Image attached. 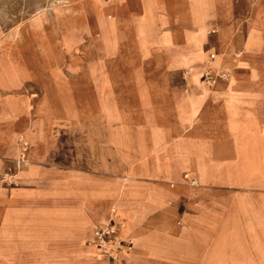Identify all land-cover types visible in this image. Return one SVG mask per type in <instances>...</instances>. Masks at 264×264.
Returning <instances> with one entry per match:
<instances>
[{
  "label": "crops",
  "instance_id": "obj_1",
  "mask_svg": "<svg viewBox=\"0 0 264 264\" xmlns=\"http://www.w3.org/2000/svg\"><path fill=\"white\" fill-rule=\"evenodd\" d=\"M62 1L60 10L89 17L76 21L69 49L82 31L98 32L89 54L52 58L38 78L0 73V240L8 264H25L22 254L43 247L74 257L87 246L92 255L88 240L114 213L126 225L122 237L134 241L119 264H264V252H232L264 238V196L232 204L212 191L236 186L229 162L235 168L241 145L254 140L264 152V84L232 70L257 53L234 54L231 0H195L189 17L184 0ZM210 17L221 44L207 55L232 73L214 87L203 76ZM175 20L182 25L171 27ZM249 32L264 44L258 27ZM184 68L191 71L175 72ZM29 82L40 93L32 108ZM24 150L27 162L17 167ZM9 168L11 185L1 179ZM204 170L212 178L188 186L185 175Z\"/></svg>",
  "mask_w": 264,
  "mask_h": 264
},
{
  "label": "rangeland",
  "instance_id": "obj_2",
  "mask_svg": "<svg viewBox=\"0 0 264 264\" xmlns=\"http://www.w3.org/2000/svg\"><path fill=\"white\" fill-rule=\"evenodd\" d=\"M109 4L112 0H99ZM188 5L187 13L183 15H193L196 9L195 0H184ZM60 5L66 3L62 0H0V73L14 72L27 73L28 77L38 78L41 74L47 72L49 63L52 58L60 59L62 57L83 56L89 54L86 52L90 40H95L99 35L95 31L94 34L82 31L83 41L76 43L71 49L67 47V40L69 34L73 32L76 21L86 19L89 22V17L83 15V12L78 14H68L66 10H60ZM43 19L33 21L36 15L44 13ZM231 25L234 30V54L241 51L256 52L255 60L252 64H242L238 68H233L245 76H252L257 78V81L264 84V44L258 43L256 40L249 38V29L251 24L255 25L262 31L264 35V0H231ZM207 28L206 39L202 44L204 50V62L206 60L207 51L215 48L220 52V41L217 39L219 30L216 17H210ZM176 23L171 24V27H176ZM93 22V21H90ZM191 24V23H190ZM185 26V25H184ZM195 26V25H194ZM195 28V27H194ZM216 28V33H210V29ZM91 35V36H90ZM220 39V38H219ZM12 58L11 64L3 63L6 58ZM187 67V66H186ZM189 67V66H188ZM230 72V79L232 73L228 67H222ZM191 68H184L175 70L177 73H182ZM178 81V80H177ZM26 88V89H25ZM24 91L28 94L30 101H28L29 108L34 106L35 100L39 97V91L28 83ZM254 98V96H252ZM258 98V97H255ZM258 140V138H257ZM231 157L234 155L231 154ZM230 169L235 172L234 182L235 187L227 190L212 189L213 192H220L223 199L230 200L232 204L237 202H244L249 205H254L252 201L263 198L264 191L261 193L256 189L264 188V152L262 147L254 140L241 145L240 151L236 156L234 162L235 168H232V162H229ZM227 171V169H224ZM207 173V174H206ZM193 175V174H192ZM212 176L204 170L201 175H193L192 179H196V183H204L211 179ZM228 177H220L222 181H226ZM188 186L192 189L197 188L196 184H191L188 179ZM183 197V196H182ZM185 204L191 205V201L195 197H183ZM236 210L237 207L233 206ZM239 211H253L254 207L242 206L238 208ZM176 217V221L180 220ZM52 244L55 245V240ZM44 244V243H42ZM45 245V244H44ZM85 248H88L87 246ZM10 249L6 248L4 241L0 240V264H8L11 256L8 255ZM45 251L48 258L39 256L43 264H51L50 260H58V264H70L74 262L79 256H68L55 254V250L49 251L43 247L36 251ZM264 252V238L261 240H250V244L244 249H233L235 254L251 252ZM7 252V253H6ZM33 253V252H30ZM86 254L84 253L83 256ZM45 256V255H44ZM82 256V257H83ZM37 257V256H36ZM43 257V258H42ZM32 255H23L19 257V261L25 264H36L37 260L32 259ZM96 258L88 254L82 258L80 264H98Z\"/></svg>",
  "mask_w": 264,
  "mask_h": 264
},
{
  "label": "built area",
  "instance_id": "obj_3",
  "mask_svg": "<svg viewBox=\"0 0 264 264\" xmlns=\"http://www.w3.org/2000/svg\"><path fill=\"white\" fill-rule=\"evenodd\" d=\"M209 32L216 33L217 29L212 28ZM215 58L216 54L214 52L209 53L203 69V76L210 87L216 86L221 80L229 79L226 69L222 67L217 68L213 64ZM25 151L13 160L17 167L27 162ZM185 176L191 180L190 183L192 185L196 184V179H192V174L187 173ZM1 179L5 184H15L11 168L1 174ZM123 225L124 220L114 213L109 221L98 224L95 227L92 237L88 240V245L91 247L92 255L97 259L98 264H119L126 254L133 251V239H124L121 235Z\"/></svg>",
  "mask_w": 264,
  "mask_h": 264
},
{
  "label": "bare ground",
  "instance_id": "obj_4",
  "mask_svg": "<svg viewBox=\"0 0 264 264\" xmlns=\"http://www.w3.org/2000/svg\"><path fill=\"white\" fill-rule=\"evenodd\" d=\"M44 13H45V12H44ZM35 17H36V16H35ZM125 20H126V19H125ZM125 227H126V225L124 224L123 227H122V230H123ZM89 250H90L89 248H84V249H83V251H84L83 253H85V254L87 255L88 252H89ZM30 254H32V256H33L32 259H35V260H36V256H41V255H42L44 258H48V256H46L47 253H46L45 251H43V250H42V251H36V252L30 253ZM44 255H45V256H44ZM43 257H42V258H43Z\"/></svg>",
  "mask_w": 264,
  "mask_h": 264
}]
</instances>
